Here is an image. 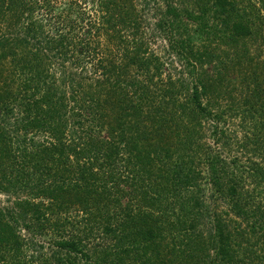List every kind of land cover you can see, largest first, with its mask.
<instances>
[{"label": "trees", "instance_id": "trees-1", "mask_svg": "<svg viewBox=\"0 0 264 264\" xmlns=\"http://www.w3.org/2000/svg\"><path fill=\"white\" fill-rule=\"evenodd\" d=\"M166 1L153 28L132 0H92L87 23L74 3L0 0V190L29 197L0 208V264H264V64L239 61L240 86L205 66L218 34L262 32L264 0ZM207 124L245 156L212 152Z\"/></svg>", "mask_w": 264, "mask_h": 264}, {"label": "rangeland", "instance_id": "rangeland-1", "mask_svg": "<svg viewBox=\"0 0 264 264\" xmlns=\"http://www.w3.org/2000/svg\"><path fill=\"white\" fill-rule=\"evenodd\" d=\"M91 1L92 0H54V3L58 7H61V9L65 5H68L71 3H74V5L76 6L75 7L76 10H80L79 7L81 6L82 10L80 11L82 12L85 9L87 13L85 15V21H84L85 23H87L89 19H95L97 18V16H99V13L96 12V10L98 9V6L96 7V10H95L93 8L94 6L92 5ZM132 1L134 2L135 6H137L138 10L142 9L145 6L146 8L145 15H146L147 21L153 28H156L155 25L157 24V22H159L165 16L164 12L168 5V2L166 0H151V2L147 6L144 4V0H132ZM177 1H180V0H176V2ZM56 13L58 12L56 11ZM211 21H213V19H211ZM3 24L4 25H2V28H4L5 30L6 23H3ZM261 26H262L261 33H259L258 35H254L252 37H248V38L240 37L238 39L237 44L234 46H232L229 43L226 36L224 37V35L220 36V34H218V37L220 39L218 40V42H215V43L212 42L213 44L211 45V48H210V51L215 53L218 57L216 56V58H213L212 61H207L208 64H205V66L206 67H212V66L218 67L217 64L219 65L221 64V66L224 67V65H227V67H225L229 70V71L228 70L226 71L228 72L227 76L231 77V78H227V82L235 84V85L239 84L240 86L241 82L239 80L240 79L239 75H240V71L242 70V68L241 66L238 65L239 61H241L242 67L249 65V62H250L249 58L250 59L253 58L254 63L256 62V63L264 64V23L261 24ZM153 32H154V35L157 37L155 40L156 44L154 48L157 45L160 49L165 48L164 50H161L162 52L165 51L166 49L168 50L169 45L166 43L165 34L162 35L160 32L157 33V29L153 30ZM193 35L195 36L194 41L197 43V47H199V43H201L202 41L206 39L203 35H200L199 32L198 33L196 32ZM214 35L216 34L214 33ZM244 45L248 50L247 54L241 51ZM234 53H236L238 57L237 63H236L235 58L233 57ZM163 55L166 56L165 54ZM207 57L208 56H206V58ZM174 59L176 60L175 68L177 70V72L175 73V76L179 77L180 75L182 77L184 75L186 78H188L191 81V83L195 82L194 75H196L195 73L197 72V70L191 66L194 62L192 60L190 62H187L186 60L182 62L178 60L176 57H174ZM230 59H233L234 62ZM234 63L236 66L234 65ZM240 92H241L240 89L239 91L236 92V95L238 96L237 99L241 98V96H239ZM238 122L239 120L237 118L224 117L218 126L220 130H225L226 133L233 135V132L235 130H238V131L241 130L240 127L237 126ZM208 126L209 124H207L206 129H204V139H205V143L208 145L207 147L210 148L212 152L214 153L219 152L220 154H223V157L227 159H232L234 157L242 159V156L243 155L245 156V154L242 155V153H244L245 150L238 142L233 144L230 147V150L229 148H225V145L223 144V142L221 140L220 141L217 140V138H220L221 134H219L220 136L218 135V137H215V135H213V132H211L212 130L210 129L207 130ZM64 189H67V186H65ZM27 198L29 197H26L24 193L22 196L19 197V196H16V194H14L12 191L6 192L4 190H0V208L13 207L17 200H25ZM38 200L39 199H37V201ZM49 205L51 207L54 204L50 202ZM22 231L24 235L34 237L38 242L43 243L45 246H48L49 243L53 242L52 235L40 234V233H34V232L32 233V232L26 231V229ZM164 245H166V243H164ZM163 254H164V258H167V260L165 261V264H171V260L173 261V258L171 257V255H168L167 251L163 252ZM153 259L152 258L150 259V264L152 263ZM154 262L155 264H160L162 261L158 259ZM173 263L186 264L181 261H173Z\"/></svg>", "mask_w": 264, "mask_h": 264}]
</instances>
